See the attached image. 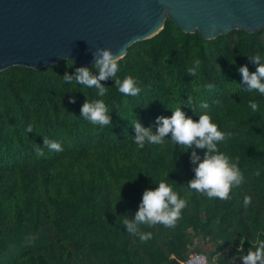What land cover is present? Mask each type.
<instances>
[{
    "label": "trees",
    "instance_id": "1",
    "mask_svg": "<svg viewBox=\"0 0 264 264\" xmlns=\"http://www.w3.org/2000/svg\"><path fill=\"white\" fill-rule=\"evenodd\" d=\"M253 54L264 56V28L203 39L167 19L156 35L134 42L118 59L117 78L131 76L141 89L135 97L119 93L113 79L101 82L104 97L63 83L65 73L80 67L69 60L0 71V264H178L190 252L205 254L196 238L212 245L209 261L227 264L240 242L247 251V240L264 239V97L243 91L238 73L243 65L255 71ZM86 98L104 100L113 126H94L79 116ZM201 101L209 103L221 130L234 133L221 150L239 158L244 182L229 200L186 190L194 173L179 146L166 141L140 149L133 142L135 117L154 126L156 117H170L181 106L198 119ZM249 101L261 112L253 113ZM44 137L63 150L43 147ZM160 180L188 207L174 229L143 228L152 238L141 242L122 222Z\"/></svg>",
    "mask_w": 264,
    "mask_h": 264
},
{
    "label": "water",
    "instance_id": "2",
    "mask_svg": "<svg viewBox=\"0 0 264 264\" xmlns=\"http://www.w3.org/2000/svg\"><path fill=\"white\" fill-rule=\"evenodd\" d=\"M167 19L203 39L255 32L264 28V0H0V71L59 60L88 68L99 48L120 59Z\"/></svg>",
    "mask_w": 264,
    "mask_h": 264
},
{
    "label": "clouds",
    "instance_id": "3",
    "mask_svg": "<svg viewBox=\"0 0 264 264\" xmlns=\"http://www.w3.org/2000/svg\"><path fill=\"white\" fill-rule=\"evenodd\" d=\"M95 55V74L87 67H78L74 74L65 73L63 83L83 86L95 90L96 97H104L107 88L101 83L113 79L116 89L124 96L135 97L140 94V87L131 77L117 78L120 64L117 56L107 48L97 49ZM250 59L257 65L255 71L250 72L247 65L240 66L238 73L241 77L239 83L242 90L249 93H258L264 97V56L259 54L250 55ZM190 75H195L190 70ZM211 91L213 85H205ZM75 102V98L71 99ZM191 98H189V103ZM253 113L261 112L259 105L249 101L248 105ZM202 114L195 115L198 119L186 116L181 106L172 110L170 117H156L154 126L144 127L135 117L133 142L143 149L146 145L160 146L170 141L175 147L189 153V161L192 165L194 176L186 183V190L194 192L209 200L225 201L231 199L230 193L234 188L244 182V174L239 167V158L231 157L221 150V146L234 137L231 131L225 132L214 123L210 113V105L206 101L199 103ZM264 116V112H261ZM80 117L94 126H113L112 116L108 106L103 99L86 98L81 106ZM155 129V130H154ZM26 131L32 133L29 126ZM43 147L49 151H62L61 144L55 140L44 137ZM39 155H43L38 150ZM153 183V182H152ZM156 187H149L141 194L137 211L131 218L123 220L126 231L137 237L141 242L152 238V233L144 231L143 228H152L162 225L168 229H174L177 222L182 219L183 211L188 207V201L183 198L173 186L166 180L153 183ZM244 206L251 203V197L244 198ZM239 233V232H237ZM236 233V234H237ZM250 247L245 251L244 242H240L237 254L232 259H226L227 264H235L239 259L242 264H264V239L253 237L247 240ZM215 260V258H213Z\"/></svg>",
    "mask_w": 264,
    "mask_h": 264
},
{
    "label": "built area",
    "instance_id": "4",
    "mask_svg": "<svg viewBox=\"0 0 264 264\" xmlns=\"http://www.w3.org/2000/svg\"><path fill=\"white\" fill-rule=\"evenodd\" d=\"M178 264H215L213 261H209L207 256L203 253L190 252L186 259L180 260ZM235 264H242L239 259L235 261Z\"/></svg>",
    "mask_w": 264,
    "mask_h": 264
},
{
    "label": "rangeland",
    "instance_id": "5",
    "mask_svg": "<svg viewBox=\"0 0 264 264\" xmlns=\"http://www.w3.org/2000/svg\"><path fill=\"white\" fill-rule=\"evenodd\" d=\"M195 243H196V245H198L199 247H201L203 249L205 255L208 257L210 249H212V245L209 242L202 240L201 238H196Z\"/></svg>",
    "mask_w": 264,
    "mask_h": 264
}]
</instances>
